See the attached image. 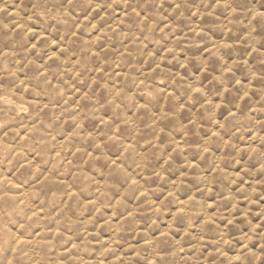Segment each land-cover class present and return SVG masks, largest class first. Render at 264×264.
<instances>
[{
	"label": "clouds",
	"instance_id": "1",
	"mask_svg": "<svg viewBox=\"0 0 264 264\" xmlns=\"http://www.w3.org/2000/svg\"><path fill=\"white\" fill-rule=\"evenodd\" d=\"M0 264H264V0H0Z\"/></svg>",
	"mask_w": 264,
	"mask_h": 264
}]
</instances>
